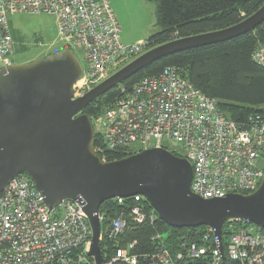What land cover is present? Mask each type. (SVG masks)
Wrapping results in <instances>:
<instances>
[{"label":"built area","instance_id":"1","mask_svg":"<svg viewBox=\"0 0 264 264\" xmlns=\"http://www.w3.org/2000/svg\"><path fill=\"white\" fill-rule=\"evenodd\" d=\"M52 15L59 44L79 49L83 76L73 84V97L98 83L146 51V42L125 44L108 0H0V68L12 64L14 48L8 15ZM74 52V51H73ZM264 68V42L252 53ZM119 86V85H117ZM95 118L91 119L100 143L94 151L102 162L105 152L164 148L188 160L192 167L191 192L202 198L250 194L264 174V113L251 115L245 129L227 119L215 99L193 87L180 69L166 66L140 79ZM126 149V150H125ZM109 223L99 241H115L128 222L155 224L156 212L144 209L140 195ZM128 198H114L123 205ZM100 222L103 217L99 213ZM221 252L213 230L207 227L202 242L182 240L171 251L162 237L149 264H264V228L248 220H229ZM209 234L213 238L210 240ZM91 228L79 203L63 200L52 210L25 174L8 181L0 192V264H96L88 255ZM134 242L116 247L101 264L120 260L135 263ZM104 258V257H103Z\"/></svg>","mask_w":264,"mask_h":264},{"label":"water","instance_id":"2","mask_svg":"<svg viewBox=\"0 0 264 264\" xmlns=\"http://www.w3.org/2000/svg\"><path fill=\"white\" fill-rule=\"evenodd\" d=\"M263 21L264 3L232 26L156 45L77 98H72V86L82 78L83 69L68 47L28 64L1 67L0 192L13 177L25 174L49 210L63 200L79 203L91 228L88 255L96 264L104 261L99 246L100 205L135 195L142 196L170 227L213 230L224 261L221 231L226 221L248 220L264 228V174L250 194L199 197L190 189L188 160L164 148H147L102 162L94 151L92 120L82 110L153 61L229 40Z\"/></svg>","mask_w":264,"mask_h":264},{"label":"trees","instance_id":"3","mask_svg":"<svg viewBox=\"0 0 264 264\" xmlns=\"http://www.w3.org/2000/svg\"><path fill=\"white\" fill-rule=\"evenodd\" d=\"M147 1L157 3V21L156 29L145 40L146 50L176 38L232 26L254 13L264 3V0ZM263 42L264 21L253 30L229 40L180 51L153 61L121 82L119 86L129 89L140 79L157 75L166 66H176L194 88L216 100L219 110L227 119L235 122L239 128L245 129L251 115L264 113V68L252 58L254 48ZM119 86L99 95L84 107L82 112L91 119L98 116L120 96ZM99 143L100 139L96 134L95 145ZM134 152L130 150L105 152V157L107 160H115ZM135 203L137 202L133 198L126 199L123 205H119L114 199L104 201L99 207V213L103 217L102 232L109 228V223L119 211ZM141 203L145 210L152 209L148 202L142 200ZM228 224L230 223L225 222L222 226L223 245L228 238L229 231L225 230ZM206 233V226L173 228L159 219L155 224L129 221L115 241L101 240L99 246L106 260L116 247H125L134 242L130 252L136 255L137 259L132 264H149L150 255L158 245V242L152 239L156 234L161 235L163 245L173 252L182 240L202 242ZM209 236L211 240L212 234ZM112 264L129 263L117 260Z\"/></svg>","mask_w":264,"mask_h":264},{"label":"rangeland","instance_id":"4","mask_svg":"<svg viewBox=\"0 0 264 264\" xmlns=\"http://www.w3.org/2000/svg\"><path fill=\"white\" fill-rule=\"evenodd\" d=\"M120 26V36L148 37L156 29L157 3L147 0H108ZM8 24L14 41L12 64H28L62 49L57 39L54 17L46 13L11 14ZM74 54L83 66L80 50ZM138 152L136 150L134 153ZM264 166V157L262 158Z\"/></svg>","mask_w":264,"mask_h":264},{"label":"crops","instance_id":"5","mask_svg":"<svg viewBox=\"0 0 264 264\" xmlns=\"http://www.w3.org/2000/svg\"><path fill=\"white\" fill-rule=\"evenodd\" d=\"M147 38L144 37V36H124L123 38L120 36V40L121 42L125 43V44H128V43H135V42H138V41H144L146 40Z\"/></svg>","mask_w":264,"mask_h":264}]
</instances>
